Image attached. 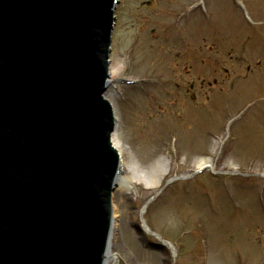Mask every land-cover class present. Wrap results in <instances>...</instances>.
<instances>
[{"label":"rangeland","instance_id":"1","mask_svg":"<svg viewBox=\"0 0 264 264\" xmlns=\"http://www.w3.org/2000/svg\"><path fill=\"white\" fill-rule=\"evenodd\" d=\"M238 1L251 24L234 0H120L111 77L137 82L108 94L136 182L114 193L121 264H264V0Z\"/></svg>","mask_w":264,"mask_h":264},{"label":"water","instance_id":"2","mask_svg":"<svg viewBox=\"0 0 264 264\" xmlns=\"http://www.w3.org/2000/svg\"><path fill=\"white\" fill-rule=\"evenodd\" d=\"M115 3L0 0V264L104 263Z\"/></svg>","mask_w":264,"mask_h":264},{"label":"bare ground","instance_id":"3","mask_svg":"<svg viewBox=\"0 0 264 264\" xmlns=\"http://www.w3.org/2000/svg\"><path fill=\"white\" fill-rule=\"evenodd\" d=\"M118 140V141H117ZM115 139V137L113 138V143H114V147L119 151V154L121 155L122 161H125V158L122 155V149L120 147V140L119 139ZM210 162H208L206 159H202L200 160L199 165L201 166V168H207ZM158 175L156 174V176H140V179L145 182V184L148 186L149 189H156L160 186V184L162 183V181L164 180L165 176H166V170L164 168H160L158 169ZM136 182H134L133 180L130 179V177L128 175H125L124 177H122V179H120V181L117 184V187L119 188H124L125 190H129L130 187H132L133 184H135ZM113 204H114V208L119 210L120 207H115V196L113 195ZM116 217V214H115ZM116 223L114 222L112 225V230L115 229ZM143 230H147L146 226L143 227ZM112 245V242H111ZM110 245L108 254H109V259H108V263H114V264H121V260L119 258V255H116L113 253L112 251V246Z\"/></svg>","mask_w":264,"mask_h":264}]
</instances>
